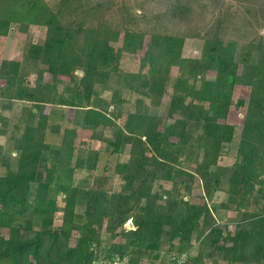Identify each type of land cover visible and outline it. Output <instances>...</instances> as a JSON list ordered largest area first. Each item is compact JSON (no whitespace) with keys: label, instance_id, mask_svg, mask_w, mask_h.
<instances>
[{"label":"trees","instance_id":"1","mask_svg":"<svg viewBox=\"0 0 264 264\" xmlns=\"http://www.w3.org/2000/svg\"><path fill=\"white\" fill-rule=\"evenodd\" d=\"M61 13L44 0H0V39L7 37L14 21L47 27L43 38L27 45L24 60L5 59L0 68L2 95L33 102L23 106L14 125L17 157L0 150V264H90L99 256L104 232L111 238L109 254L138 258L156 251L157 256L167 234L180 252L193 246L197 229L208 232L215 247L210 256L264 264V215L232 231L214 220L207 201L172 197L169 190L165 195L155 187H163L160 180L192 182L194 173L179 164L180 154L192 142L202 148L197 171L217 184L225 177L230 201L238 194L245 201L251 189L263 191L261 183L257 187L255 162L258 145L264 144V35L240 57L237 42L219 34L207 35L200 56H185L184 34L151 30L145 48V28L87 26L76 18L64 21ZM141 49L145 51L139 69H123V52L137 54ZM24 61L44 65L34 85L22 68ZM78 68L83 70L80 79ZM212 70L215 75L210 77ZM44 72H50L52 80L45 79ZM61 80L73 82L67 84L70 96L58 92ZM237 84L250 85L251 93L248 103L245 98L237 102L247 105L239 159L225 166L219 157L225 142L234 137L235 124L228 116ZM98 86L112 91L107 109L90 105L100 93ZM124 88L151 94L156 104L171 90L167 116L143 109L141 98L136 108L125 109ZM55 103L88 107L83 123L67 125L53 147L47 131L61 130L51 121ZM7 119L0 112L4 124ZM101 129L111 130L107 149L120 152L130 145L129 159L116 167L125 179L118 190L87 177L76 180L80 171L90 175L97 167L100 150L84 143L86 133L103 138ZM5 132L0 126V134ZM59 216L62 221L56 224ZM129 218L135 228L126 230ZM190 262L204 264L201 256Z\"/></svg>","mask_w":264,"mask_h":264},{"label":"rangeland","instance_id":"2","mask_svg":"<svg viewBox=\"0 0 264 264\" xmlns=\"http://www.w3.org/2000/svg\"><path fill=\"white\" fill-rule=\"evenodd\" d=\"M53 10H62L61 16L64 21L71 19L82 20L87 26L105 25L111 28L120 26L142 27L145 28L147 34L146 46L151 39V30L156 33H177L184 34L185 42L183 45V54L185 56H200L204 41L207 35H221L225 40L236 41V54L240 57V53H244L248 47L255 43V40L264 35V0H44ZM71 18V19H70ZM27 25V26H26ZM47 27L39 23H22L14 21L11 23L8 35L4 39H0V68L5 59L24 60V52L30 42L38 41L46 34ZM121 41L118 42L120 44ZM144 49L136 53L125 51L121 56V66L123 69L138 70L140 67V58L144 55ZM255 52L253 57H255ZM22 68L28 71L26 77L28 82L34 85L37 79L38 70L43 67L39 62L34 64L33 61H24ZM177 67L173 68V74L177 73ZM47 80H52L53 76L50 72H44ZM83 75V70H76L77 79ZM215 71H210L208 76L213 77ZM1 79V75H0ZM73 82L61 80L58 84V92L60 94L70 96L71 91L67 88V84L72 85ZM100 93L94 95L90 105L107 109L111 103L112 91L98 86ZM146 91V90H143ZM170 91L168 90L165 98L160 104L154 102V97L144 94L141 91H130L128 88L122 90V95L126 100L125 109L136 108L138 99H143L142 108L152 113H160L167 116L168 106L170 103ZM251 93V86L247 84H237L233 92V104L229 112L228 120L235 124V132L233 140L225 142L219 157V163L225 166H232L239 159V145L243 128L244 116L246 114L247 105L239 106L237 104L240 98H245L248 103ZM10 104L7 106L6 103ZM32 105V101L11 98L8 95H2L0 90V112L8 117L6 124L0 120V126L6 129L4 134H0V150L8 151L11 157H17L18 151L14 148V138L12 133L14 125L25 105ZM54 113L51 115L52 123L57 122L61 125L60 131L48 129L47 140L53 147H56L62 139V133L67 125H74L78 121L83 123V118L88 106H72L53 104ZM168 121H173L169 118ZM100 131V130H99ZM103 138H94L86 133L84 147L99 149L100 155L97 167L92 174L86 170H82L77 174L76 180L87 177L90 182H96L103 186L118 190L122 187L124 178L120 173L116 172L117 164L121 161L129 159L130 145L120 152H113L107 149L108 137L111 134L110 129H101ZM100 131V133H101ZM173 139L177 140L176 137ZM191 144L179 156V164L186 170L194 173L192 182L182 180L175 183L173 180H160L163 184L155 187L161 189L164 193L169 190L172 197H184L193 202L207 201L212 206L214 220L225 228L235 230L243 226H251L252 220L259 215H264V144H259L257 148V159L255 166L259 172L256 179L260 187L262 184L263 191L258 192L251 189L246 194V200L242 201V195L238 194L236 200L229 199V185L224 177L223 181L214 183L211 178L203 177L197 171L199 159L198 152L202 153V148ZM193 150L194 152H191ZM14 159V158H13ZM262 161V162H261ZM179 165V166H181ZM216 166L212 165L210 170H215ZM104 178L99 179V176ZM186 178H189L185 175ZM210 179V180H209ZM125 183V182H124ZM261 183V184H260ZM169 194L168 192L165 195ZM245 203V204H242ZM226 204V205H225ZM34 226L40 225V217H35ZM62 218H57L56 224L60 223ZM124 228L129 230L135 228L134 221L129 218L124 223ZM194 236V244L189 248L190 260L201 256L204 264H239L238 262H230L223 258V255L216 254L215 247L210 245L207 231L200 233L197 229ZM102 242L100 244V253L97 258L106 256H116L119 253L109 254L108 249L111 245V238L106 232L103 233ZM176 243L170 242L168 234L165 235L162 249L150 252L147 256L129 257L131 264H160L168 263L173 252L176 251ZM171 247L173 249H171ZM262 264V263H250Z\"/></svg>","mask_w":264,"mask_h":264},{"label":"built area","instance_id":"3","mask_svg":"<svg viewBox=\"0 0 264 264\" xmlns=\"http://www.w3.org/2000/svg\"><path fill=\"white\" fill-rule=\"evenodd\" d=\"M190 250H184L180 252H173L171 254L170 260L168 263L164 264H191L190 262ZM90 264H131L129 257L127 255H118L116 256H106L104 258H95L91 261Z\"/></svg>","mask_w":264,"mask_h":264}]
</instances>
